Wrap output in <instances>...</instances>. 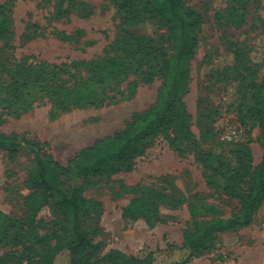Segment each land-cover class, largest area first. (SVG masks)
Listing matches in <instances>:
<instances>
[{"label":"rangeland","instance_id":"rangeland-1","mask_svg":"<svg viewBox=\"0 0 264 264\" xmlns=\"http://www.w3.org/2000/svg\"><path fill=\"white\" fill-rule=\"evenodd\" d=\"M58 1L66 14L56 17ZM186 2L203 15L195 29L197 42L183 96L192 139L178 144L173 142L172 132L160 134L132 160L130 170L105 176L61 177L63 190L80 186L83 196L96 204L88 209L83 222L91 239L92 264H108L107 255L112 251L140 258L154 252L153 264H168L181 257L184 236L196 224L238 211V199L223 191V180L210 185L200 150L215 152L214 145H223L222 140H226L222 134L237 126L239 74L248 73L249 66L255 70L252 78L256 81L263 75L264 0ZM0 13L10 24L8 33L0 37V63L5 68L19 64L31 71L40 59L59 63L98 58L114 51L115 40L122 38L118 29L122 13L108 0H0ZM126 30L144 33L156 46L170 44L167 33L159 27L139 25ZM5 68L1 67L0 86L10 80ZM159 82L140 84L124 100L71 108L53 117L45 99L34 102L24 113L17 110L21 114L16 115L14 105L0 94V130L46 143L48 154L65 165L80 148L123 129L134 113L152 104ZM258 135L254 124L248 142L252 166L262 156ZM34 165L35 156L24 144L12 159L0 151V259L16 260L24 245L32 246L37 237L57 231L59 217L50 206L52 198H47L28 225L24 198L30 192L26 178ZM147 191L181 202H157V219L150 223L143 217L124 216V207L133 199L148 198ZM4 218L20 227L4 232ZM55 264H68L67 251L56 256ZM184 264H264V202L250 225L215 234L207 248Z\"/></svg>","mask_w":264,"mask_h":264},{"label":"trees","instance_id":"trees-1","mask_svg":"<svg viewBox=\"0 0 264 264\" xmlns=\"http://www.w3.org/2000/svg\"><path fill=\"white\" fill-rule=\"evenodd\" d=\"M122 13L121 39L115 40L114 51L98 58L71 59L69 62H48L40 59L31 71L17 64L5 68L10 80L0 86V94L16 108V115L29 110L33 103L49 102L51 116L57 112L85 106H99L129 98L142 83L159 79L155 101L134 113L123 129L95 139L80 148L65 165L48 154L46 143L25 138L16 132L0 130V151L12 159L22 145L35 156V165L27 175L30 192L24 198L28 225L32 217L52 198L50 206L58 215L57 231L34 239L32 246L24 245L18 259L7 257L0 264H55L56 256L63 250L68 253V264H92L91 239L83 227L88 209L96 205L89 202L77 185L67 190L60 187L61 177L105 176L132 168V160L143 154L157 135L173 133V142L182 144L192 139L189 129L187 106L183 96L189 80V60L194 53L197 37L195 29L203 15L188 5L186 0H108ZM56 17L66 14L60 1L55 7ZM2 15V13H0ZM159 27L167 33L170 44L156 46L153 38L142 32H129L128 27ZM10 27L0 18V37ZM247 69V70H246ZM246 74H239L237 85V127L241 136L222 140L214 145L215 152L200 150L205 175L210 185L223 180V191L238 199V211L227 217H213L196 224L181 243V257L168 264H184L195 254L207 248L215 234L251 224L264 202V72L260 80L252 78L254 68L246 67ZM132 76L131 80H127ZM127 80L124 88L122 83ZM17 110H20L18 112ZM253 123V124H252ZM259 130L258 141L262 147L260 162L252 166L248 142L252 125ZM192 143H194L192 141ZM131 200L124 207V216L143 217L146 222L157 219V202L177 205L181 200L155 191L145 197ZM57 197V198H56ZM1 216H3L1 214ZM5 219L4 232L18 229V222ZM2 229V230H3ZM51 237L55 238L51 242ZM108 264H153L154 252L144 257L127 256L118 251L107 255Z\"/></svg>","mask_w":264,"mask_h":264},{"label":"built area","instance_id":"built-area-1","mask_svg":"<svg viewBox=\"0 0 264 264\" xmlns=\"http://www.w3.org/2000/svg\"><path fill=\"white\" fill-rule=\"evenodd\" d=\"M241 134L242 130L237 126H233V128H228V130H226L221 137L223 139L230 140L232 138H238L239 136H241Z\"/></svg>","mask_w":264,"mask_h":264}]
</instances>
